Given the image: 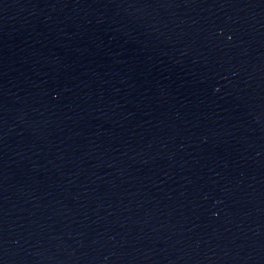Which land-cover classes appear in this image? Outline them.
I'll list each match as a JSON object with an SVG mask.
<instances>
[{"label": "water", "instance_id": "1", "mask_svg": "<svg viewBox=\"0 0 264 264\" xmlns=\"http://www.w3.org/2000/svg\"><path fill=\"white\" fill-rule=\"evenodd\" d=\"M0 264H264L230 0H0Z\"/></svg>", "mask_w": 264, "mask_h": 264}]
</instances>
